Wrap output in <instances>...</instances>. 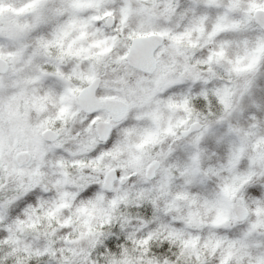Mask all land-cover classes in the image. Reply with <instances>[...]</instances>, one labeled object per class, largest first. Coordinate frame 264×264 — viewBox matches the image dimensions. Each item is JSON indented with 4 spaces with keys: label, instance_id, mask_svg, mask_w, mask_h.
Masks as SVG:
<instances>
[{
    "label": "clouds",
    "instance_id": "clouds-1",
    "mask_svg": "<svg viewBox=\"0 0 264 264\" xmlns=\"http://www.w3.org/2000/svg\"><path fill=\"white\" fill-rule=\"evenodd\" d=\"M124 2L106 0L104 8L116 15L92 25L89 40L115 36L123 49L126 33L117 32L119 14L112 6ZM178 2L127 0L129 31L187 35L179 45L155 38L163 53L157 71L117 65L97 87L111 95L138 88L135 113L144 118L134 122L141 134L128 144L140 143L144 132L158 133V142L122 148L97 165L92 153L104 151L103 141L93 142L79 116L51 124L42 137L43 155L19 162L13 156L0 171V264H221L229 252V264H248L239 250L242 239L249 254H264V247H256L264 244V112L256 101L242 106L244 86L255 74L235 71L245 63L243 47L227 48L223 58L209 61L216 42L207 31L193 30L195 19L177 12ZM40 63L51 67L48 60ZM89 67L85 62L80 70ZM118 79L124 83H115ZM256 91L264 95V85ZM58 107L49 103L45 113L31 118L54 120ZM69 107L78 112V99ZM169 127L176 136H164ZM133 157L138 160L131 162ZM92 187V195L84 197ZM250 188L258 194L251 195ZM37 191L34 203L12 215L14 206ZM258 221L261 226L252 229ZM44 250L47 259L35 256Z\"/></svg>",
    "mask_w": 264,
    "mask_h": 264
},
{
    "label": "snow or ice",
    "instance_id": "snow-or-ice-1",
    "mask_svg": "<svg viewBox=\"0 0 264 264\" xmlns=\"http://www.w3.org/2000/svg\"><path fill=\"white\" fill-rule=\"evenodd\" d=\"M105 2L0 0V171L8 169L13 156L19 162L22 157L43 155L42 137L48 133L49 126L76 116L85 131L92 134L93 142L95 139L103 141L104 151L97 148L92 153L97 165L106 157L117 156L122 148L142 149L149 142H158V133L144 132L140 143L128 144V138L141 134L134 122L144 118L135 113L138 88L121 89L118 91L122 95H111L101 93L97 87L108 71H118L114 67L117 65L140 72L157 71L159 56L163 53L155 38L168 37L173 45H179L187 33L169 36L166 32L129 31L127 22L132 8L125 0L123 4L112 6L119 14L117 32L126 33L127 43L123 49L118 50L115 36L89 40L92 25L98 27L116 15L115 11L104 8ZM175 7L177 12L195 19L194 31H207L208 37L216 42L209 61L213 57L223 58L227 48L243 47L245 63L235 71L254 73L255 79L244 86L246 95L242 106L256 101L264 112V95L256 91L257 86L264 85V0H191V3L179 0ZM42 60H48L51 67L42 66ZM85 62L90 64L88 72L80 70ZM235 63L240 65L241 59ZM65 64L68 67H62ZM26 69H31L32 74H26ZM74 82L82 83L83 87L73 86ZM115 83L124 81L118 79ZM75 99L79 101V111L70 113L69 105ZM49 103L59 105L54 120L44 118L33 122L32 113H45ZM153 119H156L154 115ZM164 136H176V133L169 127ZM211 136L209 130L205 143L210 142ZM118 137H123V141ZM176 151L179 152L178 146ZM136 160L138 157H133L131 162ZM94 191V187L89 188L83 196L88 197ZM248 191L251 195L258 194L255 188ZM38 194V191L28 193L14 206L12 215L26 204L34 203ZM219 220L218 217L217 222ZM261 223H254L251 228L256 229ZM112 243L109 241L110 248ZM256 247H264V244ZM166 248L167 245L160 251ZM239 250L248 256V264H264V254H249L247 240L239 241ZM47 255V250L35 252V256L44 259ZM230 257L231 252L221 264H229Z\"/></svg>",
    "mask_w": 264,
    "mask_h": 264
}]
</instances>
